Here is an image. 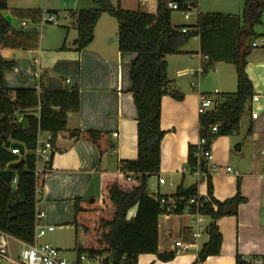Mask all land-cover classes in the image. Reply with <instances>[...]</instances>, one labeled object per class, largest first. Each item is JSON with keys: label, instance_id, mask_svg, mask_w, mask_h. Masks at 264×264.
Here are the masks:
<instances>
[{"label": "crops", "instance_id": "crops-1", "mask_svg": "<svg viewBox=\"0 0 264 264\" xmlns=\"http://www.w3.org/2000/svg\"><path fill=\"white\" fill-rule=\"evenodd\" d=\"M40 1L8 0V6L42 9L44 12L58 11L56 19L64 17L65 28L61 31L54 29V26H58L54 25L40 33L37 50L2 51V57L6 61L15 63L13 70L4 74V87L37 89L39 86L41 90V85L46 84L48 80L61 78L66 85L72 86L76 81L78 67L80 110L68 116L67 128L107 133L112 142L110 148L99 150L90 142L60 136L52 142V151L48 154L49 163L42 159L37 161L38 174L45 173V178L43 187L37 190L36 210L45 212L46 218L43 222L55 227L69 219L74 220L76 198L99 199L102 177L105 174L123 173V162L137 159V110L130 80L131 64L136 55L119 51L118 23L107 13L102 14L96 25L93 42L81 51L75 48L77 31L69 13L94 9L98 0H44L43 4H40ZM248 1L214 0V3H211L209 0H199L197 22L193 25L198 24L199 14L221 13L236 18L228 20L223 31L212 33L205 38L210 47L217 51V55L218 51L223 50L219 47L218 38L220 34L225 33L228 39L233 41L228 47H236L237 54L246 48L250 49L249 54L255 52L254 57L248 58L249 54L246 56L245 72L253 84V95L259 96V101L253 103L250 99L247 102L236 133L216 138L209 148L213 159H203L208 171L198 176L187 169V161L189 147H198L200 141V96H208L212 100L213 109H216L224 103L225 95L237 92L236 88V91L222 92L219 95L204 93L202 75L213 71L210 79L216 86L223 87V82L219 80L222 72L216 67H236V64L231 61H219L216 56H213L216 60L213 62L209 56L203 55L200 37L192 38L179 53L166 57L167 77L172 81L171 89L179 93L184 92L186 96L183 100H177L169 94L162 98L161 128L165 136L161 145V168L157 175L151 177L152 190H149L150 195L171 197L176 195L178 188L187 189L196 184L197 194L209 198V195L203 196L208 194V187L202 178L210 177L215 199L225 201L240 192L245 201L239 205L236 216H225L217 221L223 238L219 255L210 256L197 263L198 254L209 241V234L204 233L199 239H194V242L186 241V231L192 232L194 229V225L188 223L190 215L187 212H173L159 217V252H175V242L179 240L192 243L193 248L186 253L176 254L171 261H162L155 254H141L138 264H237L238 256L264 255V48L256 49L250 46L252 41L259 39L258 37H261V42L264 41V4L259 7L260 0H252L248 5ZM111 2L128 11L148 14L157 12V0ZM203 3L207 9L214 7L216 10H203ZM144 7L148 10L145 11ZM171 22L175 26L188 25L174 22L172 14ZM47 24L52 25L43 20L38 26L29 23L28 29L35 27L43 30ZM56 65H60L58 71H54ZM201 67L205 69L203 73L190 74ZM218 72L221 75H218ZM182 75L190 77V87L182 86ZM68 80L70 82H67ZM227 82L229 85L233 83L238 86L237 67L235 80L233 81L231 75ZM253 112L258 113L256 119L252 117ZM29 115L39 117V109L29 112ZM46 138L47 132L40 133L38 147H44ZM228 168L231 171H228ZM160 178L164 179V183H159ZM136 211L137 208H133L128 213V219H132ZM209 223L210 219L207 217L206 225ZM74 240L76 247V232Z\"/></svg>", "mask_w": 264, "mask_h": 264}, {"label": "trees", "instance_id": "trees-1", "mask_svg": "<svg viewBox=\"0 0 264 264\" xmlns=\"http://www.w3.org/2000/svg\"><path fill=\"white\" fill-rule=\"evenodd\" d=\"M169 0H157L156 14L128 11L113 6L110 0H98L94 9L70 12L77 31L75 48L81 51L94 40L96 25L107 13L118 23V46L123 53H134L131 64L130 80L132 94L137 110V159L123 162V173L105 174L102 177L99 199L78 197L75 199L74 227L76 232L77 254L90 256L109 254L115 264H138L141 254H155L162 261H171L176 253H161L158 250L159 217L165 214L158 199L149 193V180L157 175L161 168V145L165 132L161 128L162 98L169 94L177 100L184 96L171 89L172 81L167 77L166 57L180 52L192 38L200 37L202 54L215 62H233L237 67V92L225 95L223 104L204 115H200V136L210 148L211 142L218 136L233 135L239 130L242 115L247 102L252 99L253 84L245 72L246 56L250 49L236 53V47L230 49L233 42L227 34H220L219 47L212 49L207 36L223 31L233 16L221 13L199 14L198 24L175 26L171 22L172 10ZM252 0L248 1V5ZM259 7L264 4L260 0ZM9 12L15 21H26L38 26L44 13L57 15L58 11L42 9L10 8L8 0H0V171L6 170L12 163L22 160L14 170L13 180L8 183L0 176V231L15 239L32 244L35 238V213L37 190L44 185L45 173L37 172V148L40 133H51L54 139L84 140L94 144L99 150L112 145L107 133L98 131L69 130L68 116L80 110V90L78 85L79 68L75 74V83L66 85L61 79H50L35 88L6 89L4 74L14 68L13 61L2 57L4 50H37L40 44V32L37 28L23 29L9 24L4 16ZM259 17L257 18V22ZM186 27L187 32L182 29ZM251 46V45H250ZM264 48V46L262 47ZM211 61V62H212ZM60 65L54 67L58 71ZM39 109V117L29 112ZM22 115L27 125L23 126L14 114ZM11 117V118H10ZM217 126V133H211V127ZM10 141L24 145L23 154L15 155L6 148ZM204 154L199 156L198 147L188 150L187 169L190 172L200 170L207 173L206 163H202ZM133 174L131 180L127 175ZM209 201L205 214L210 219L207 225L209 241L198 254L197 263L210 256L219 255L222 248V234L217 221L225 216H236L241 203L245 201L238 192L234 197L218 201L213 197V184L207 178ZM197 185L187 189L178 188L175 195L182 205L177 206L174 214L185 211L184 204L197 195ZM183 200V201H181ZM137 208L132 219L128 213ZM81 232H78V231ZM185 240L194 242L191 230L185 233Z\"/></svg>", "mask_w": 264, "mask_h": 264}, {"label": "built area", "instance_id": "built-area-1", "mask_svg": "<svg viewBox=\"0 0 264 264\" xmlns=\"http://www.w3.org/2000/svg\"><path fill=\"white\" fill-rule=\"evenodd\" d=\"M199 0H169L168 7L172 11H177L185 19H189L191 14L195 12L198 8ZM43 22H49L53 25H58L56 22V16L51 14H46L43 16ZM20 27L23 29H28L29 23L26 21H22L20 23ZM183 32H187L188 29L184 27L182 29ZM252 48L261 49L264 46V41L257 43L256 41H252L250 43ZM208 57H204L207 59ZM205 69L201 67L198 71H191V75L195 73H203ZM67 82H70L69 80ZM37 90L40 91L39 86ZM259 96L255 95L252 97V102L257 103L259 101ZM213 110L212 100L205 95L200 96L198 113L199 115H204L209 111ZM252 117L256 119L258 117V113L253 112ZM11 118V117H10ZM22 115L18 113L14 114V119H18L20 121ZM217 126L211 127V133H217ZM54 137L51 133H47V138L44 141V147L40 148L37 145L36 148V157L37 161L42 159L44 162L49 163L50 157L49 152L52 151V142ZM38 144V142H37ZM208 144L207 140L203 137H200L198 152L199 156L204 154V158L208 160L213 159V155L210 151H205V146ZM12 153L15 155H19V149H12ZM228 171H231L228 168ZM38 172V171H37ZM198 176L203 175L200 170L195 171ZM133 174L130 173L127 175V179L131 180ZM16 183V179L12 181ZM159 183H164V179L160 178ZM38 194V193H37ZM159 200L161 209L165 210V214H172L177 206L182 205L179 200L176 199L175 196L171 197H159L155 195H151ZM183 201V200H181ZM209 198L201 197L200 195H195L185 202L184 207L185 211L189 213L192 223L194 225V229L192 230V235L195 240L199 239L204 233L207 232L206 225V214H205V206L208 203ZM46 218V213L43 211L36 210L35 213V238L32 244H27L22 241H19L9 235L6 232L0 231V264H115L113 259L109 254H100L90 256L88 254H77L75 258H67L63 256V252L58 248L52 246L49 243H41L40 239L45 237L48 233L53 232L55 227L52 225H46L43 220ZM12 242L19 245V250L14 249ZM192 243L184 242L183 240H179L175 242L176 254H182L190 251L193 248ZM237 264H264V255H243L238 256Z\"/></svg>", "mask_w": 264, "mask_h": 264}, {"label": "rangeland", "instance_id": "rangeland-1", "mask_svg": "<svg viewBox=\"0 0 264 264\" xmlns=\"http://www.w3.org/2000/svg\"><path fill=\"white\" fill-rule=\"evenodd\" d=\"M16 1L17 0H14V2H16ZM210 1H211V3H214V0H209V2ZM43 2H44V0H41L40 4H43ZM203 2H204V0H203ZM223 3H225V2H223ZM203 5H204L203 6V10H212L214 8V7L213 8L209 7L210 9H207L208 7H206L204 3H203ZM40 6L43 7V5H40ZM113 6H115V5H113ZM199 6L201 7V5H199ZM144 10L147 11L148 9L146 7H144ZM213 10H216V9H213ZM150 11H151V7L149 8V12ZM196 12H198V8L195 10L194 13L191 14L189 19H185L183 17V15H181L179 12L173 11L172 12V18H173L174 22H176V23H181L182 22L184 24L193 25V24H195L197 22ZM203 12H205V11H203ZM153 13H155V10L153 11ZM64 20H65L64 17H61L59 20L56 19V22H57L58 26H54L53 24L52 25L47 24V25L44 26L43 30L39 29V32L42 33L43 31H46L47 29H50L49 27H52V26H54V29H60L61 31H63L64 28H65L64 27L65 26V21ZM15 25H16V27H20L19 21H16ZM258 38L259 39H256L255 41L257 43H260L261 42V39H260L261 37H258ZM254 53L255 52L252 51V53L248 55V58L254 57ZM216 68L220 69L221 72H222V75L220 74V72H218L219 73L218 75H221L219 77V80L221 82H223V84H224L223 87H218V86L215 85V82L210 79L212 77L213 71H208V72H205L202 75L203 76L202 79L204 80L203 85H202V92H204V93H212V95H219L222 92H233V91H236V88H237L236 85L233 84V83H232L233 85L232 84L229 85L228 82H227V80L230 79L231 75L233 76V81L235 80L236 67L234 65H227V66H224V68H221L218 65ZM231 72H232V74H231ZM181 83H182V86H189L190 87L191 86L190 77L182 75ZM180 93L185 98L186 94L184 92L183 93L180 92ZM228 136H232V135H228ZM218 137H220V136H218ZM215 140H216V138L211 142L210 147H211V145L213 144V142ZM210 153L212 154L211 150H210ZM207 178L208 177H203L202 179H205V182L207 183ZM152 181H153V178H151V180H149V190L150 191L152 190V187H151ZM207 187H208V184H207ZM203 196H208V194L206 193ZM69 220L68 221H64L63 223L57 224L55 226L56 230L53 233H48L45 237L40 239V242L41 243H49V244H51L52 246H54V247L58 248L60 251H62L63 252V256L73 259L77 255L76 247H75V240H74L75 227L72 224V222L74 220L73 219H69ZM188 223L191 226L193 225L191 217H188ZM78 232H81V231L79 230ZM12 245H13L14 248H17V250H19L20 246L15 244V242H12Z\"/></svg>", "mask_w": 264, "mask_h": 264}, {"label": "water", "instance_id": "water-1", "mask_svg": "<svg viewBox=\"0 0 264 264\" xmlns=\"http://www.w3.org/2000/svg\"><path fill=\"white\" fill-rule=\"evenodd\" d=\"M5 20L13 25L14 24V18L11 14L7 13L5 14L4 16ZM249 41L251 42L252 41V37L249 39ZM20 123L23 125V126H26L27 125V121L25 118H22L20 120ZM6 148H12V149H19V152L20 154H23L24 151H25V148H24V145H22L21 143H18V142H13L11 143L10 141H8L6 143ZM201 162L203 163L204 160L202 159ZM22 163V160H20L19 162L17 163H12L8 166V168L6 170H3V171H0V176L8 183H11L12 182V178L14 176V170L20 166Z\"/></svg>", "mask_w": 264, "mask_h": 264}]
</instances>
